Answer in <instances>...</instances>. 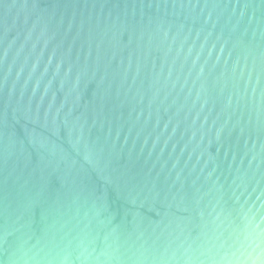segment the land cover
Instances as JSON below:
<instances>
[{
  "label": "water",
  "instance_id": "95a60500",
  "mask_svg": "<svg viewBox=\"0 0 264 264\" xmlns=\"http://www.w3.org/2000/svg\"><path fill=\"white\" fill-rule=\"evenodd\" d=\"M264 0H0V264H261Z\"/></svg>",
  "mask_w": 264,
  "mask_h": 264
},
{
  "label": "clouds",
  "instance_id": "9594fccd",
  "mask_svg": "<svg viewBox=\"0 0 264 264\" xmlns=\"http://www.w3.org/2000/svg\"><path fill=\"white\" fill-rule=\"evenodd\" d=\"M261 264H264V261H262Z\"/></svg>",
  "mask_w": 264,
  "mask_h": 264
}]
</instances>
